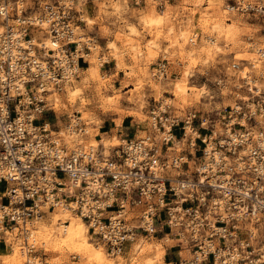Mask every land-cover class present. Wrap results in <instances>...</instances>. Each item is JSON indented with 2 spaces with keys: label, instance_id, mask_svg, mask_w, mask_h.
<instances>
[{
  "label": "built area",
  "instance_id": "2783aa9c",
  "mask_svg": "<svg viewBox=\"0 0 264 264\" xmlns=\"http://www.w3.org/2000/svg\"><path fill=\"white\" fill-rule=\"evenodd\" d=\"M19 1L0 0V227L23 237L28 262L34 222L63 209L88 222L112 254L138 233L176 229L191 254L173 264H264V246L255 245L264 242V127L241 123L235 109L225 136L211 129L202 152L176 153L179 118L154 116L150 133L113 152L69 147L41 115L52 106L50 88L62 90L80 73L70 0L34 15ZM196 116L185 121L190 147L201 135Z\"/></svg>",
  "mask_w": 264,
  "mask_h": 264
},
{
  "label": "rangeland",
  "instance_id": "374dc122",
  "mask_svg": "<svg viewBox=\"0 0 264 264\" xmlns=\"http://www.w3.org/2000/svg\"><path fill=\"white\" fill-rule=\"evenodd\" d=\"M58 1L19 2L20 7L34 15L45 3ZM69 3L76 26L72 47L80 50L81 69L68 87L65 85L57 90L58 94L51 95L55 102H49L52 106L41 119L50 122L52 133L70 147L78 146L79 140L95 148L103 145L101 150L105 153L113 152L123 139L150 133L154 116L179 118L174 130L176 153L194 148L201 151L206 147L203 138L210 135L211 129L216 139L225 136L226 123L236 121V113L230 117L235 109L241 123L254 124V130L264 127V54L258 50L264 49V0H70ZM214 41L220 50H215ZM71 85L78 86L81 92L72 103L67 91ZM194 113L197 115L194 125L201 135L196 134V140L191 141L196 147H190L189 137H184L183 132L190 131L185 121L192 119ZM70 125L80 132L77 137L67 135ZM53 211L48 210L44 221L38 224L32 263L28 262L22 236L2 229L0 264H168L162 243L187 242L176 229L167 235L138 233L121 253L112 254L92 227L87 226L88 222H84L92 242L89 245L103 252L99 259L71 243L41 242L38 230L42 224L50 231L60 224L56 221L58 215L50 213ZM9 233L18 236L22 243L6 235ZM163 234L165 238H157ZM258 244L264 246V242L255 243ZM190 252L188 248L183 250L187 256Z\"/></svg>",
  "mask_w": 264,
  "mask_h": 264
},
{
  "label": "bare ground",
  "instance_id": "6f19581e",
  "mask_svg": "<svg viewBox=\"0 0 264 264\" xmlns=\"http://www.w3.org/2000/svg\"><path fill=\"white\" fill-rule=\"evenodd\" d=\"M185 30H187V29L185 28ZM183 37L184 38L186 37V34L185 33L183 34ZM43 40H45L46 43L49 46H51V47H54L56 45L55 43L52 42V39H50V38L43 39ZM213 43L215 44V47H214L215 50H220V48H221L220 45L217 44L215 41ZM258 50L261 51L262 54H264V49L263 48L260 47ZM190 52L193 53V48H192V50ZM262 58L264 59V56ZM70 84L71 83H67L66 84V87H68V85H70ZM178 86H179V84H178ZM66 87H65V90H66ZM250 88L253 89V87H250ZM178 89H179V91H183V89L180 88V87ZM67 91L69 93V98H68L69 101H71V103L72 102H76L77 101V96L79 95V93H81V92H79L80 91L79 87L76 86V85H73V86L71 85V87H69ZM254 91H256V90H254ZM56 93L57 94L59 93V91H57V89L50 88V90L48 92V95H47L49 102H51V103L53 102V104H54L55 101H54V98L51 97V95L56 94ZM55 100L57 101L56 98H55ZM59 101H60V99H59ZM53 107H54V105H53ZM50 125H51V123L48 122V121H46V126L47 127L48 126L50 127ZM76 130L77 129H76L75 126L70 125L69 131H67L68 132L67 135H69L71 137H74V136L77 137L80 132H77ZM237 133L238 134H241L242 133V130H238ZM65 135H66V133H65ZM74 140H76V139H74ZM76 141L78 143L76 145H80L82 147H86V148H88V146H91V147H94V148L96 147L94 145H88V146H86V145H83L82 142H80L79 140H76ZM67 144H69V143H67ZM117 145H115V146H117ZM211 145H212V143L209 144V146H211ZM68 146L70 147V144ZM97 146L100 147L99 145H97ZM102 149L104 150L103 145H102ZM50 213L57 214L58 215V218L56 217L57 218L56 221H60V224L55 225L52 228L53 231H50L51 229H49L45 224H42L41 223L42 225H41V227H39L38 233H39V238H40V240H41L42 243H48V242H50V243H71V244L80 246L81 249L82 248L83 249H86L88 252L92 253V255H94V257H97L99 259L102 257L103 252L100 250V248H97V247H94V246L91 247L89 245V243H92V242L89 241V237L87 236V226H88V224L86 223V221L83 218H81L80 216H75L71 212H69L67 210H63V209H56L55 212L53 211V212H50ZM54 219H55V217H54ZM41 221H44V220L41 219L39 221H35L34 222L35 223V227H32L31 228V232L28 235V237L32 241V244H35V243L38 242V237L36 235V231H37L38 224ZM84 222L87 224V226H85V223ZM2 229L3 228L0 227V232H1ZM1 234H2V232H1ZM6 235L9 236V237H12L14 239H20L18 236H14L13 234H10V233L9 234H6ZM20 243H22L21 239H20ZM16 252L17 251L15 250V253ZM15 257H17L16 254H15ZM32 261L33 260L31 259L30 263H32Z\"/></svg>",
  "mask_w": 264,
  "mask_h": 264
},
{
  "label": "crops",
  "instance_id": "0c3cea01",
  "mask_svg": "<svg viewBox=\"0 0 264 264\" xmlns=\"http://www.w3.org/2000/svg\"><path fill=\"white\" fill-rule=\"evenodd\" d=\"M165 237H166L165 235L162 236V238L161 236L157 235L158 239H163ZM162 244L164 245L163 257L165 259V262H167L168 264H173L175 261L179 259L180 254L183 253L184 248L181 243H175V244L162 243Z\"/></svg>",
  "mask_w": 264,
  "mask_h": 264
}]
</instances>
